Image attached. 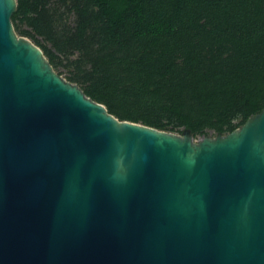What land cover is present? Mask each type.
<instances>
[{
    "label": "water",
    "instance_id": "95a60500",
    "mask_svg": "<svg viewBox=\"0 0 264 264\" xmlns=\"http://www.w3.org/2000/svg\"><path fill=\"white\" fill-rule=\"evenodd\" d=\"M0 0V264H264V109L193 139L119 120Z\"/></svg>",
    "mask_w": 264,
    "mask_h": 264
},
{
    "label": "trees",
    "instance_id": "16d2710c",
    "mask_svg": "<svg viewBox=\"0 0 264 264\" xmlns=\"http://www.w3.org/2000/svg\"><path fill=\"white\" fill-rule=\"evenodd\" d=\"M11 21L119 120L195 140L264 109V0H17Z\"/></svg>",
    "mask_w": 264,
    "mask_h": 264
},
{
    "label": "rangeland",
    "instance_id": "374dc122",
    "mask_svg": "<svg viewBox=\"0 0 264 264\" xmlns=\"http://www.w3.org/2000/svg\"><path fill=\"white\" fill-rule=\"evenodd\" d=\"M174 134H178V133H174ZM182 134V133H181ZM181 134H178V135H181ZM210 137H212V135H209ZM200 139H202V138H198V139H195V141H198V140H200Z\"/></svg>",
    "mask_w": 264,
    "mask_h": 264
}]
</instances>
